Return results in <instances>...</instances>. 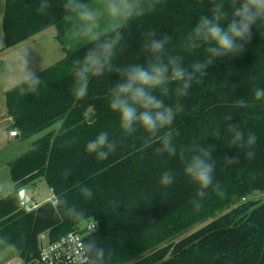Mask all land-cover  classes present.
<instances>
[{
	"label": "trees",
	"instance_id": "16d2710c",
	"mask_svg": "<svg viewBox=\"0 0 264 264\" xmlns=\"http://www.w3.org/2000/svg\"><path fill=\"white\" fill-rule=\"evenodd\" d=\"M89 1L71 0L83 5ZM42 3L48 7L39 11ZM67 3L4 0V48L60 24L73 12L65 8ZM210 7V0H156L153 12L127 18L5 92L11 130L25 137L47 130L8 162L12 189L0 197V251L12 248V254L28 262L37 254L39 233L46 231L53 240L69 230L83 231L81 224L94 220L96 227L83 236L89 256L84 264H264V201L246 199L252 191H264V99L256 100L253 93L254 86L264 87V24L253 26L252 38L240 54L214 59L203 82L194 84L188 96L165 100L177 108L173 128L179 131L174 138L178 147L193 141L215 146L214 176L223 197L212 188L204 198L197 197L181 161L154 151L159 136L151 147L143 148L145 134L140 129L120 144L119 116L108 106L116 74L92 78L84 97L72 91L75 61L117 32L123 36L116 50L118 65L148 59L142 44L149 30L170 36L168 52L183 56L185 65L205 59L203 47L186 51L183 44ZM33 76L40 79L38 86L31 83ZM241 100L245 106L238 104ZM228 114L232 118L226 122ZM241 121L257 136L253 159L246 158L244 150L229 147L226 125ZM101 131L118 143L117 151L105 160L85 150ZM230 156L239 160L226 164L225 157ZM166 169L176 176L167 189L158 183ZM38 178L45 180L53 199L25 211L19 191ZM82 185L92 189L90 199L83 196ZM199 223L204 224L178 238Z\"/></svg>",
	"mask_w": 264,
	"mask_h": 264
},
{
	"label": "clouds",
	"instance_id": "9594fccd",
	"mask_svg": "<svg viewBox=\"0 0 264 264\" xmlns=\"http://www.w3.org/2000/svg\"><path fill=\"white\" fill-rule=\"evenodd\" d=\"M210 5L209 13L199 17L183 44L186 51L203 47L206 53L203 60L185 65L183 56L168 52L166 46L171 40L170 36L149 30L144 34L142 44L148 59L143 63L118 65L115 63L116 50L123 36L117 32L113 38L89 48L82 59L75 61L77 67L72 72V91L79 97L87 95L92 78L116 74L118 80L109 89L108 106L119 116V129L122 133L120 144L140 129L145 134L142 137L143 148L151 147L159 136V146L154 151L181 161L184 176L196 186V195L201 199L207 196V190L210 188L216 195L224 196L214 176L215 146L193 141L178 147L174 138L179 136V131L173 128L177 108L165 100L174 97L179 101L188 96L194 84L203 82L214 59L240 54L252 38L253 26L264 24V0H210ZM46 7L47 3H42L38 10L43 11ZM65 8L77 12L83 21H95V16L87 9V5L73 4L69 0ZM155 8L156 0H147L146 4L137 0L135 7L129 0H109L108 3V12L112 17L138 18L153 12ZM93 26L86 25L85 34L91 35L93 40H98L99 37L93 33ZM31 83L38 86L40 79L33 76ZM253 93L256 100L264 99V87L254 86ZM238 104L245 106L243 100L238 101ZM231 118L232 114H228L224 120L228 122ZM244 123L246 121L239 124L227 123V131L231 135L229 147L244 150L245 157L253 159L257 136L254 132L246 131ZM117 148V140L110 138L109 132L101 131L95 139L87 143L85 150L89 154H95L98 160H105L115 153ZM238 160L239 156L225 157L226 164L236 163ZM175 180V173L166 169L160 174L158 183L167 189ZM81 191L88 199L93 195L92 189L87 185H82ZM196 207H200L199 203Z\"/></svg>",
	"mask_w": 264,
	"mask_h": 264
},
{
	"label": "rangeland",
	"instance_id": "374dc122",
	"mask_svg": "<svg viewBox=\"0 0 264 264\" xmlns=\"http://www.w3.org/2000/svg\"><path fill=\"white\" fill-rule=\"evenodd\" d=\"M144 0H139V2ZM109 0H91L84 5L95 16V21H83L77 12L67 14L60 24H52L32 34L28 38L4 48L2 16L4 0H0V197L12 189V181L9 175L8 162L27 151L32 140L42 135L47 129L38 132L30 137L18 135L11 137V133H18L16 129L11 130V119L6 115L5 92L40 72L46 67L60 61L67 51L77 48L92 39L91 35L85 34L86 25H94L93 33L98 36L120 26L127 17H112L108 12ZM135 7L137 0H129ZM58 123L50 128L56 127ZM49 128V129H50ZM27 195L33 197L38 203L45 200H52L53 194L43 178L36 179L26 187ZM246 199L264 201V191L255 190L250 192ZM235 202L230 207L237 205ZM85 222L81 224L85 226ZM204 223L195 224L189 227L178 238L196 230ZM12 248L0 251V264H17L19 256L12 254Z\"/></svg>",
	"mask_w": 264,
	"mask_h": 264
},
{
	"label": "built area",
	"instance_id": "2783aa9c",
	"mask_svg": "<svg viewBox=\"0 0 264 264\" xmlns=\"http://www.w3.org/2000/svg\"><path fill=\"white\" fill-rule=\"evenodd\" d=\"M39 203L31 196L24 194L20 200L23 210L29 211ZM96 227L94 220H88L83 227L84 230L73 229L50 240L47 232L38 234V251L36 256L22 264H84L88 261V252L85 247L84 233Z\"/></svg>",
	"mask_w": 264,
	"mask_h": 264
},
{
	"label": "water",
	"instance_id": "95a60500",
	"mask_svg": "<svg viewBox=\"0 0 264 264\" xmlns=\"http://www.w3.org/2000/svg\"><path fill=\"white\" fill-rule=\"evenodd\" d=\"M19 133H15V132H12L11 133V137H18ZM26 192V188H22L20 191H19V198H23L24 194Z\"/></svg>",
	"mask_w": 264,
	"mask_h": 264
},
{
	"label": "crops",
	"instance_id": "0c3cea01",
	"mask_svg": "<svg viewBox=\"0 0 264 264\" xmlns=\"http://www.w3.org/2000/svg\"><path fill=\"white\" fill-rule=\"evenodd\" d=\"M27 191V190H26ZM26 193V192H25ZM23 263V259L19 257V259H17V264H22Z\"/></svg>",
	"mask_w": 264,
	"mask_h": 264
}]
</instances>
